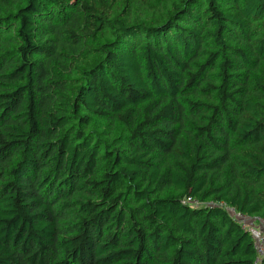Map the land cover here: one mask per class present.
<instances>
[{"label":"trees","instance_id":"16d2710c","mask_svg":"<svg viewBox=\"0 0 264 264\" xmlns=\"http://www.w3.org/2000/svg\"><path fill=\"white\" fill-rule=\"evenodd\" d=\"M219 204L264 224V0H0V264H254Z\"/></svg>","mask_w":264,"mask_h":264},{"label":"built area","instance_id":"2783aa9c","mask_svg":"<svg viewBox=\"0 0 264 264\" xmlns=\"http://www.w3.org/2000/svg\"><path fill=\"white\" fill-rule=\"evenodd\" d=\"M184 204L190 205L191 207H200L201 205L197 201L191 199H186L183 201ZM220 207L224 208L228 214L237 221L240 225V228L244 233H246L253 242V249L255 252V261L254 264H263L264 262V224L256 231L250 225L251 219L243 216L239 213H236L233 209L228 208L224 204H219Z\"/></svg>","mask_w":264,"mask_h":264},{"label":"rangeland","instance_id":"374dc122","mask_svg":"<svg viewBox=\"0 0 264 264\" xmlns=\"http://www.w3.org/2000/svg\"><path fill=\"white\" fill-rule=\"evenodd\" d=\"M251 227L254 228L256 231H259V229L262 227L263 223H261L260 221L258 220H251V223H250Z\"/></svg>","mask_w":264,"mask_h":264}]
</instances>
